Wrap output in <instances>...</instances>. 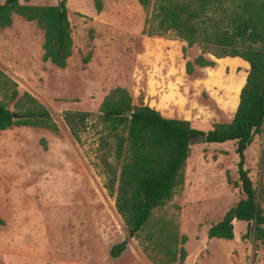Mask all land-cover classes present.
<instances>
[{
	"label": "rangeland",
	"instance_id": "obj_1",
	"mask_svg": "<svg viewBox=\"0 0 264 264\" xmlns=\"http://www.w3.org/2000/svg\"><path fill=\"white\" fill-rule=\"evenodd\" d=\"M65 6L73 48L64 68L42 59L44 33L35 21L13 14L12 24L0 27V69L20 93L38 99L58 126L55 132L22 125L0 131V264H154L141 237L127 234L115 196L104 186L97 133L89 128L77 142L63 112L96 113L105 95L120 86L133 104L207 131L231 121L248 69L226 67L205 53L215 65H194L187 73L186 62L201 54L198 44L172 33H142L153 0L147 9L137 0H102L100 12L93 0H66ZM236 163L235 141L191 144L181 183L154 211L186 235L182 264H264V244L246 234L245 221L233 222L232 239L207 236L210 225L243 197ZM245 168L264 212V124L245 150ZM120 243L121 252L112 255Z\"/></svg>",
	"mask_w": 264,
	"mask_h": 264
},
{
	"label": "trees",
	"instance_id": "obj_2",
	"mask_svg": "<svg viewBox=\"0 0 264 264\" xmlns=\"http://www.w3.org/2000/svg\"><path fill=\"white\" fill-rule=\"evenodd\" d=\"M65 1L27 5L20 0H3L0 27L12 24L13 14L35 21L44 33L42 59L64 68L73 48ZM137 1L144 9L151 4V0ZM93 2L100 12L102 0ZM142 33L158 37L172 33L188 45L198 44L201 54L186 62L187 73L194 65H215L205 53L215 58L238 56L249 63V70L231 121L214 123L207 131L193 127L189 120L166 117L147 104H133L128 91L120 86L105 95L96 113L63 112V121L77 142L89 128L97 133L96 151L104 186L115 196V207L127 234L141 237V249L154 264L184 262L186 235L179 233L173 220L155 217L154 211L172 198L182 181L190 140L203 133L207 143L235 141L243 193L222 219L210 225L208 238L232 239L235 217L247 222L246 234L264 244V212L245 168V150L264 124V0H153ZM0 97V131L20 125L58 130L50 111L29 92L20 93L17 83L1 69ZM128 111L132 112L130 116ZM122 245L113 247L112 255L120 253Z\"/></svg>",
	"mask_w": 264,
	"mask_h": 264
},
{
	"label": "crops",
	"instance_id": "obj_3",
	"mask_svg": "<svg viewBox=\"0 0 264 264\" xmlns=\"http://www.w3.org/2000/svg\"><path fill=\"white\" fill-rule=\"evenodd\" d=\"M221 59L222 61H224V65L227 67H231L233 66L235 68V70H237V68H244L245 69H248L249 70V66H247V61L244 62V60L238 56H235V57H231V56H226V57H222V58H219ZM249 64V63H248ZM220 70L222 71V68H220ZM239 73H235V75L233 76H237ZM223 76H222V79L223 80ZM219 80H216L215 82H217ZM239 101V100H238ZM238 105V104H237ZM235 112V111H234ZM222 219V218H221ZM218 222V221H217ZM216 238V237H214ZM223 239V238H222Z\"/></svg>",
	"mask_w": 264,
	"mask_h": 264
},
{
	"label": "water",
	"instance_id": "obj_4",
	"mask_svg": "<svg viewBox=\"0 0 264 264\" xmlns=\"http://www.w3.org/2000/svg\"><path fill=\"white\" fill-rule=\"evenodd\" d=\"M59 6H60V8L62 7L61 4ZM131 113H132L131 111H128L127 112L128 116H130ZM16 117H17L16 112H13V118H16ZM190 143L191 144H193V143H207L205 134H203V133L198 134L197 136H195L194 138H192L190 140ZM234 221H237V219L235 217L233 218L232 222H234Z\"/></svg>",
	"mask_w": 264,
	"mask_h": 264
}]
</instances>
